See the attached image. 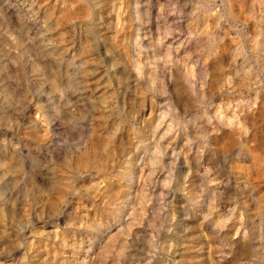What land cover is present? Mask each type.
<instances>
[{"label": "clouds", "instance_id": "obj_1", "mask_svg": "<svg viewBox=\"0 0 264 264\" xmlns=\"http://www.w3.org/2000/svg\"><path fill=\"white\" fill-rule=\"evenodd\" d=\"M0 264H264V0H0Z\"/></svg>", "mask_w": 264, "mask_h": 264}]
</instances>
